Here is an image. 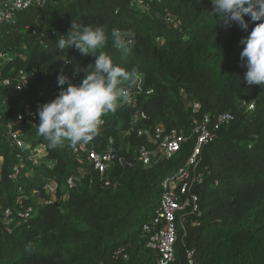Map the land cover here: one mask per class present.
Here are the masks:
<instances>
[{"label": "trees", "instance_id": "obj_1", "mask_svg": "<svg viewBox=\"0 0 264 264\" xmlns=\"http://www.w3.org/2000/svg\"><path fill=\"white\" fill-rule=\"evenodd\" d=\"M149 11L132 0H51L43 7H32L17 14L16 22L6 24L0 37V155L4 157L0 179V264H156L157 253L147 246L152 231H144L160 206L163 179L184 164L194 145L193 139L169 159L147 166L136 159L135 150L146 144L156 146L154 138L125 132L137 109L150 116L149 124L164 122L167 128H192L190 101L201 108L198 118L208 114L211 121L224 112L235 119L218 131L204 147L198 171L204 182L194 188L200 210L190 208L177 214L176 260L171 264H264V86L248 85L243 80L241 41L257 22L241 29L228 26L210 12L211 0H147ZM249 19V17H245ZM72 21L100 26L109 35L102 49L114 63L142 74L143 86L152 88L140 97L138 106L121 104L103 116L105 124L88 144L104 151L114 140L117 159L109 174L116 187L103 186L99 174L83 158L74 155V146L65 142L51 149L27 119L20 125L31 147L47 145L49 154L34 167L21 185L32 197L31 218H16L9 226L3 222L4 210L17 207L20 195L9 173L20 149L5 137L6 123L15 121L24 104L33 109L52 100L60 89L57 77L72 79L73 64L64 65L61 56L86 67L95 61L73 47L59 51L57 39L66 34ZM113 29L133 34L128 54L113 46ZM24 70L28 86L16 93L4 78ZM82 79L84 72L81 71ZM73 81V80H72ZM74 82V81H73ZM67 85H64L66 87ZM249 104L254 108L248 110ZM123 162H119V158ZM81 177L69 188L71 175ZM58 183L57 200L37 204L33 190H43L46 182ZM182 221V222H181ZM31 244L32 249L26 250ZM124 248L127 258H115ZM193 253V263L187 256Z\"/></svg>", "mask_w": 264, "mask_h": 264}, {"label": "built area", "instance_id": "obj_2", "mask_svg": "<svg viewBox=\"0 0 264 264\" xmlns=\"http://www.w3.org/2000/svg\"><path fill=\"white\" fill-rule=\"evenodd\" d=\"M49 1L51 0H0V37L2 36L3 26L15 23L17 20L16 16L19 12L32 7H43ZM132 4L149 11V3L147 0H132ZM73 50L78 51L74 47ZM72 80L74 83L81 82L78 74H72ZM2 82L6 86H13L15 92L19 93L28 86L29 77L24 70H20L17 75L4 78ZM143 84L142 80V83L130 89L131 103L129 105L134 107L138 106L141 96L150 95L154 92L152 88L145 90ZM59 91L60 89L54 91L53 99L58 95ZM48 101L50 100L45 102ZM189 106L193 112L192 128L189 136L183 129L177 127L167 128L164 122L153 125L149 124L150 116L145 110L141 109H137L134 112L131 119V126L125 132L127 135L137 133L154 138L156 143L154 148L142 144L135 150L136 159L147 166L151 165L154 161L171 158L181 150L183 144L189 139H193L194 141L192 150L184 164L163 179V192L160 206L153 219L144 225V231L146 232L152 231L154 228L147 246L156 251V264H171L176 260L175 244L179 236L177 214L188 207L191 213H197L200 210L199 195L193 190L196 185L204 182L203 173L198 171V165L202 160L204 147L218 136V131L221 128L228 126L235 119L232 113L224 112L219 114L212 123L208 114H204L201 119L196 116V113L201 108L199 102L190 101ZM253 108V104H249L247 107L248 110H252ZM36 113L37 108L33 109L30 103H25L24 109L17 115V119L4 125V134L7 142L12 147L20 149V152L17 154L20 162L14 165L13 170L8 175L10 180L17 185L20 195L16 199L17 207H7L4 210L3 222L7 226L16 218L21 220L31 218L34 212L35 206L27 203V200L32 196L25 193L23 185L20 183L23 178H30L35 173L34 167L28 169L24 165V151L29 150L26 159L31 162L32 166L40 165L49 154L47 145L44 143H38L36 146L31 147L25 140V130L20 126L27 119L36 127L35 124L39 123V117ZM104 124L105 120L103 118L101 126ZM2 135L3 131L0 128V137ZM73 153L79 158H83L93 167V170L97 171L103 186H117V182L113 181L109 174L111 167L117 159L113 138L109 139L104 151L100 152L86 143L74 146ZM119 162H123L122 157L119 158ZM3 163L4 157L0 155V179L2 178ZM80 181L81 177L73 174L68 177L67 185L69 188H73ZM57 190L58 183L55 179H52L44 184L42 191L34 189L33 196L36 197L37 204H51L57 200ZM124 251V248L118 249L115 253V258H118L120 255L127 258V254ZM187 256L190 263H193V253L188 251Z\"/></svg>", "mask_w": 264, "mask_h": 264}, {"label": "clouds", "instance_id": "obj_3", "mask_svg": "<svg viewBox=\"0 0 264 264\" xmlns=\"http://www.w3.org/2000/svg\"><path fill=\"white\" fill-rule=\"evenodd\" d=\"M211 4L212 15L218 20L223 19L228 26L235 22L246 31L250 22H257L241 41L245 46L240 60L241 66L247 69L244 82L264 86V0H211ZM246 16L249 19H245ZM110 37L116 49L130 53L134 44L132 33L113 29ZM108 39L103 27L75 21L67 33L57 39L59 51L74 47L82 55H94L95 61L81 67L68 54L58 59L65 66L74 65L73 75L83 71L84 76L80 83H74L62 70L57 77L58 95L37 108L39 123L35 124L36 131L47 141L49 148L56 149L65 142L72 146L90 142L98 134L103 116L115 112L121 104H130V89L142 83V74L136 69L126 70L103 52L96 54ZM31 249V244L26 245V250Z\"/></svg>", "mask_w": 264, "mask_h": 264}, {"label": "water", "instance_id": "obj_4", "mask_svg": "<svg viewBox=\"0 0 264 264\" xmlns=\"http://www.w3.org/2000/svg\"><path fill=\"white\" fill-rule=\"evenodd\" d=\"M157 229V228H156Z\"/></svg>", "mask_w": 264, "mask_h": 264}]
</instances>
